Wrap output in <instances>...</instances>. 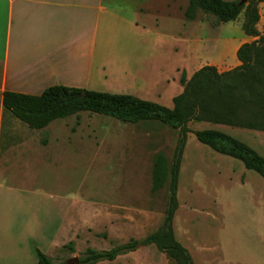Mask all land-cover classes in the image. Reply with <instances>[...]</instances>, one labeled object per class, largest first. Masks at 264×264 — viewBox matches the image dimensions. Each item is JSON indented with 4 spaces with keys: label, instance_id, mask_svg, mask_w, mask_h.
Listing matches in <instances>:
<instances>
[{
    "label": "rangeland",
    "instance_id": "374dc122",
    "mask_svg": "<svg viewBox=\"0 0 264 264\" xmlns=\"http://www.w3.org/2000/svg\"><path fill=\"white\" fill-rule=\"evenodd\" d=\"M187 4L158 0L157 7H142L151 12L140 16L138 28H121V61L113 60L121 63V94L171 108L183 90L182 72L189 78L204 65L223 72L239 64L236 48L255 39L241 28L244 11L216 26L212 16L200 11L195 19H187ZM258 12L256 29L264 37V3ZM111 47L115 55L116 47ZM96 70L95 82L101 78ZM116 87L97 83L93 88L116 93ZM26 127L13 126V131H28L30 136L24 154L15 155L7 169L5 185L11 192L0 201V264H36L34 246L53 262L75 264L88 248L104 251L131 238L142 240L162 225L178 130L157 122L124 123L88 111L43 129ZM188 127L172 220L174 238L188 250L193 264H264L263 177L194 135L196 130H218L264 157V131L205 121H192ZM36 149L39 159L32 155ZM159 160L166 180L154 192L152 174ZM97 264L178 263L146 245Z\"/></svg>",
    "mask_w": 264,
    "mask_h": 264
},
{
    "label": "trees",
    "instance_id": "16d2710c",
    "mask_svg": "<svg viewBox=\"0 0 264 264\" xmlns=\"http://www.w3.org/2000/svg\"><path fill=\"white\" fill-rule=\"evenodd\" d=\"M184 12L193 20L197 12L214 18L213 24L234 21L244 11L243 32L255 38L236 50L239 64L220 72L214 65H204L187 78L179 77L183 90L172 100L171 108L144 100L131 94H116L67 86H51L40 95L15 92L3 94V106L14 118L30 129H43L57 119L88 111L114 118L124 123L157 122L178 130L169 167V183L162 225L142 240L131 238L109 250L86 249L79 264L113 261L117 256L135 251L139 246L154 245L178 264H193L188 250L174 238L172 220L177 209L178 175L188 124L192 121L211 122L232 127L264 131V37L256 29L260 15L258 5L264 0H187ZM196 139L216 152L240 160L246 169L264 179V157L247 144L214 129L194 131ZM152 190L162 188L165 169L159 160L153 169ZM37 264H65L53 262L34 246Z\"/></svg>",
    "mask_w": 264,
    "mask_h": 264
},
{
    "label": "crops",
    "instance_id": "0c3cea01",
    "mask_svg": "<svg viewBox=\"0 0 264 264\" xmlns=\"http://www.w3.org/2000/svg\"><path fill=\"white\" fill-rule=\"evenodd\" d=\"M157 2L0 0V201L11 192L5 185L7 169L15 155L24 154L28 148L25 139L30 136L28 131H13V126L25 125L5 111L3 94L38 96L57 85L93 91L113 88H93L97 83L116 84V94H121V63H113L121 54V28L125 24L138 28L140 16L151 12L142 7H157ZM111 46L116 47L115 55L110 54ZM95 67L101 77L97 82L93 79ZM32 155L39 159L40 149Z\"/></svg>",
    "mask_w": 264,
    "mask_h": 264
},
{
    "label": "water",
    "instance_id": "95a60500",
    "mask_svg": "<svg viewBox=\"0 0 264 264\" xmlns=\"http://www.w3.org/2000/svg\"><path fill=\"white\" fill-rule=\"evenodd\" d=\"M74 261L76 262L75 264H79V260L77 258Z\"/></svg>",
    "mask_w": 264,
    "mask_h": 264
}]
</instances>
